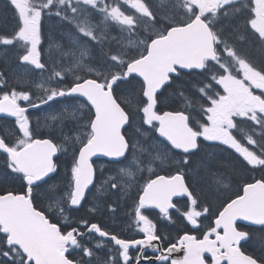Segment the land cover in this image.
I'll list each match as a JSON object with an SVG mask.
<instances>
[{
	"label": "snow or ice",
	"instance_id": "obj_1",
	"mask_svg": "<svg viewBox=\"0 0 264 264\" xmlns=\"http://www.w3.org/2000/svg\"><path fill=\"white\" fill-rule=\"evenodd\" d=\"M8 4L17 24L11 36L0 35V45H19L23 52L18 57L21 65L46 69L40 47L45 14L67 21L78 36L69 34L71 45L67 50L55 44L60 64L49 76V81L56 80L55 87L37 84L42 94L35 98L31 91L15 87L0 92V114L14 118L15 136V141L9 142L0 135V155L5 156L7 174L19 181V190L0 191V264H93L96 251L105 247L99 241L90 246L85 237L93 234L115 246L108 249L99 264H133L130 249H138L136 264L142 259L151 264L153 258L168 264H208L205 254L210 256V264H264V260L241 250V243L250 238V233L238 225L246 221L264 230V176L244 182L242 194L227 198L214 213L209 206L201 205L187 182L192 158L203 142H218L237 154L246 168L264 171V64L257 67L240 55L223 27L225 20L238 18L247 10L245 28L264 45V0H159L156 10L148 0H8ZM125 5L134 12H126ZM90 11L102 17L98 24L90 22L86 15ZM109 22L119 25L130 37L144 25L147 35L129 40V47L137 54L121 50L91 60L85 38L101 43L97 32ZM157 24H161L158 30ZM193 72L203 79L191 88L180 86L173 91L186 108L199 106L195 122L184 110L160 111L162 89ZM68 73L74 80L61 86ZM121 83L128 87L118 94ZM6 87L7 81L0 79V88ZM64 97L75 103L45 118L46 126L59 129L62 141L36 138L29 110H39ZM133 110L142 114V124L155 137L147 138L142 127L136 131L146 139L137 138L133 143L126 135ZM243 122H250L247 131L240 127ZM69 124L72 127L65 132ZM156 138L162 140L150 142ZM69 150L72 164L61 191L48 181L50 174L58 170L53 158ZM101 156L122 166L97 187L99 193L126 192L145 170L154 176L138 190L134 205L133 222L143 234L141 239L120 238L84 218L76 226H61L35 206L34 189L48 185V211L67 222V210L82 207L90 186H96L92 158ZM165 166L168 174H158L157 169ZM200 167L217 186L227 187L226 177L212 172L210 163L202 162ZM175 197H186L183 210L177 207ZM108 208L116 211L112 205ZM147 209H158L161 218L170 222V210L175 209L199 235L184 232L164 247L167 238L145 214ZM210 213L214 218L201 231V218ZM146 249L159 255L150 258ZM74 251H78L79 258L71 254Z\"/></svg>",
	"mask_w": 264,
	"mask_h": 264
},
{
	"label": "flooded vegetation",
	"instance_id": "obj_2",
	"mask_svg": "<svg viewBox=\"0 0 264 264\" xmlns=\"http://www.w3.org/2000/svg\"><path fill=\"white\" fill-rule=\"evenodd\" d=\"M0 35L4 36H11L17 24V19L14 16V10L8 4V0H0ZM96 13L95 11H90L86 13V15L91 18L92 15ZM247 15V10H245L244 14L240 15L238 18H244ZM97 20L99 17H96ZM231 19V18H230ZM235 21V19H234ZM226 20L223 22V24ZM99 23V22H98ZM73 26L70 25L67 21H62L59 17L55 15L48 16L47 14L44 15L42 18V42H41V52H42V62L45 63L46 69L41 71L38 69L32 68L34 71L39 72V74L51 75L54 70H58L60 64V58L56 54L55 51V44L59 43L64 46L67 50L68 46L71 45V41L68 39L69 34H72ZM112 31V30H111ZM113 32V31H112ZM247 33L250 38L254 39L256 44L264 50V45H261L255 38V36L251 33L250 29H247ZM226 36V31H225ZM113 35V33H112ZM109 32H107L105 38H101V43L103 46L101 48L97 47V43L90 42L88 47L91 51V60L95 61L96 59L100 58L104 53H112V41ZM227 38V36H226ZM86 42V39H85ZM19 45H8V46H0V59L10 58L12 62V69H14L15 73L19 72L21 76H29L28 72L30 69L28 65H21L18 57L19 55L23 54L22 49L18 47ZM48 47V57H45V52L43 48ZM246 58L249 59L253 64L257 67L261 66L262 64H256L253 62L252 58L246 55ZM264 63V55L262 59ZM65 64H67V60H65ZM54 65L56 66L54 68ZM32 67V66H31ZM0 73L3 76L0 79L9 76V71H6L4 66L0 64ZM31 74V72H30ZM13 75V73H11ZM193 72L191 75H182L179 79L175 80L171 85L165 88L163 91L168 90V88L172 91L170 95V100L166 92L162 91L160 95L161 103L159 104L160 111H168V105H174L175 108H178L180 105L183 107L184 104L181 103V100L177 98L175 95L174 89H177L181 86H187L189 88L192 87L198 80L203 79V76L197 75ZM67 76L72 77L71 73H68ZM66 77L63 81L61 86L69 85L74 79ZM187 78L185 80L183 78ZM52 87L56 86V83L50 85ZM195 91V89H193ZM258 92V90H256ZM0 92H3L0 88ZM22 106L24 102H20ZM75 101L70 97L64 98H57L55 101L49 102L48 105H44L41 109H30L28 112L31 126L35 133L36 138H51L50 136L54 137V142L60 143L63 139L59 129L53 130L52 127H36V124L42 125L44 123H38L35 121V114L42 113L43 117L48 116L49 114H55L62 111L66 106H70ZM189 112L193 116V122L195 119L198 118L197 113L199 112V106L195 105L192 108H188ZM239 119V118H238ZM250 122H243L241 123L240 127L243 128L245 131L249 129ZM14 127V118L12 117H4L0 118V135H4L5 138L9 142L15 141V136L12 135V129ZM72 127L71 124L68 125L67 128L64 129L65 132ZM257 127L258 126H254ZM133 125L128 126L126 128V135L132 139V141L136 140V132L134 131ZM145 131H151L148 126L145 125ZM18 131V130H17ZM50 135V136H48ZM156 134L148 133V137L152 138L155 137ZM238 138L241 136L239 132L236 133ZM147 137V138H148ZM52 139V138H51ZM159 138L151 139V143H159ZM246 144V141H243ZM251 147V146H249ZM61 154V152H60ZM62 154L72 156L71 150L67 153L62 152ZM217 154V155H216ZM204 158H213L217 157V159H227L231 162L237 164L239 169L231 165V176L226 177L224 183L227 184V187L217 186L215 183L212 182L211 177L208 173L200 167L201 162ZM131 157L129 156V159ZM1 160H5L2 155H0ZM192 164V171L188 173L187 182L191 184L193 191L199 197L200 203L202 206L207 205L211 208L212 213L216 211L217 208L229 197L234 198L237 192L242 194V186L243 183L248 181L251 182L254 178L258 179L261 176H264V171L259 169L251 170L250 166L246 168L242 163L241 158H238L237 154H235L231 149H227L224 145H219L218 142H203L201 150L197 153L196 156L193 158ZM226 161V160H225ZM229 161V162H230ZM64 160L61 161L63 163ZM94 168L96 169L95 175V187H92L91 190L87 194V198L82 203V207L78 209H69L66 212L68 216V221L66 222L64 217H60L57 215H53V213L48 211L49 200L45 197V188L48 185H41L40 188L34 189L33 199L35 201V206L38 209H43L46 213L52 218L53 222H58L61 226H65L67 224H71V226H76V223L80 221L81 218L89 220L93 223H98L104 230L118 235L120 238L125 239H141L143 234L139 233L136 225L134 224V205L135 202L138 200V190L142 187L143 183L146 182L149 178H154L152 174H150L147 170L143 173H140L136 177V181L134 186L129 188L126 192H117L115 190L111 191H104L99 196L96 195L97 187H99L103 181L110 176L111 174L116 175L118 169L122 166L120 164H112L107 161L97 159L93 161ZM2 169H6L4 166ZM235 169V171H234ZM7 170V169H6ZM215 166H211L212 172H217ZM169 169L165 166L163 169H157L158 174H168ZM8 172V170H7ZM7 172L3 174L0 171V191L2 190H19V181L14 180L10 177ZM198 173V174H197ZM221 173V171L219 172ZM63 174L62 171L60 175ZM64 178H62V189L66 186L65 174ZM50 181H48V184ZM57 185V184H56ZM208 188L206 192L205 189ZM207 193V194H206ZM92 196V197H91ZM186 197H175L174 202L176 203L177 207L181 210L184 209ZM112 205L116 208V211L113 213L109 210L108 206ZM91 208H95L96 211H90ZM145 214L149 215V217L157 224L159 234L165 236L167 239L164 241L163 246L167 247L169 242H175L179 235H183L184 232H189L190 234H197L199 232L193 229L191 225H187L186 221H184L180 214L175 210L171 209L170 214L172 216V221H167L161 218L158 209H147L145 210ZM213 215L210 213L205 217L201 218V231L206 230L207 226L210 224L211 220L213 219ZM241 230L248 231L250 233V238L246 241L241 243V250L245 252V254L252 255L258 259L264 260V230H261L260 227H250L245 226L242 224H238ZM66 230V229H65ZM86 240H90V246H94L98 241L103 242L105 247L103 249H98L96 254L93 257V264H99L100 261L105 259V254L108 252L109 248H115L114 245L109 243L105 238H100L96 234H93L92 237H85ZM157 243V242H154ZM138 249H130V256L132 257L133 264H136V254ZM146 253L150 258H153L155 255H159V253H153L152 249H146ZM73 256L79 258L78 251H74L71 253ZM118 257V252L114 253ZM175 255H182V254H175ZM208 258V264H210V256L205 254ZM99 258V259H97ZM120 264H123V261H120ZM140 264H149L147 260H141ZM151 264H168V262H158L155 261L154 258L151 260Z\"/></svg>",
	"mask_w": 264,
	"mask_h": 264
},
{
	"label": "rangeland",
	"instance_id": "obj_3",
	"mask_svg": "<svg viewBox=\"0 0 264 264\" xmlns=\"http://www.w3.org/2000/svg\"><path fill=\"white\" fill-rule=\"evenodd\" d=\"M108 2L111 3L112 0H108ZM148 3L152 5V7H153L154 10H156L157 9V6L159 4V0H148ZM123 7L126 10V12H128L129 14H131L132 12H134V10L128 9L126 5L123 6ZM0 15H1V12H0ZM96 17H99V19L97 20ZM89 19H90V22L92 24H98V22H100L102 20V17L99 14L94 13L92 15V17L89 18ZM160 27H161V24L155 25V28L157 30ZM71 32H72L73 38H76L78 36V34L75 33V30L74 29ZM107 32H109L111 35L113 33V35L111 36V41H112V50H113L114 54L120 52L121 50L127 51L131 55L137 54V50L136 49L129 47V40L130 39L133 40V41L134 40H138V39L143 38L145 35H147V33L144 32V25L143 24H141L140 25V28L137 30V35L132 36V37L129 36V33L128 32L122 31L119 25L113 24L111 22H109L107 25H102V31H98L97 32V35L99 37H101V38L102 37L105 38ZM86 44L88 46L90 44V42H87L86 41ZM1 46H7V45H1ZM18 47H20V46H18ZM68 47H70V45H68ZM43 51L45 52V57H48V47L47 46H45L43 48ZM0 64L2 66H4V68L6 69V71H9L8 82L10 84H8V85H10V87H9L8 91H11V89L13 87H15L17 89V85H20L22 87H27V86H36L37 84L43 83L45 86H50L53 83H56V80L49 81V75L36 74L37 72L33 73V72H31V71H33L31 69H30L31 74H30V72H28L31 76L30 75L29 76H21L19 74V72H16L15 73V71H14L15 68L12 69V62H11L10 58L0 59ZM11 73H13V75H11ZM67 77H70V76H67ZM70 78L74 79V76H72ZM5 89L2 88V90H4V91H5ZM132 116H133L132 125L135 128V130L137 129V127H142L144 129L145 125L142 124V119H141L142 114L137 115L136 112L133 110L132 111ZM45 118L46 117H43V115H41L40 117H38L36 122H38L40 124L41 123H44V124H42V125L36 124V127H50V126H46V124H45ZM137 138H139L141 140L146 139V137H139V134L138 133L136 134V139ZM135 141L136 140H134L133 143ZM111 175H113V174H111ZM62 178H64V175L63 174L60 175L59 180H58V183H57V185L59 187H62L63 186V183H62V180L63 179ZM96 193H97L96 195H98V196L100 194H102V193H99V192H96Z\"/></svg>",
	"mask_w": 264,
	"mask_h": 264
},
{
	"label": "trees",
	"instance_id": "obj_4",
	"mask_svg": "<svg viewBox=\"0 0 264 264\" xmlns=\"http://www.w3.org/2000/svg\"><path fill=\"white\" fill-rule=\"evenodd\" d=\"M223 27L226 31V36L229 39V42L234 45V47L236 48L237 52L240 55H242L244 57H246V55L251 57L253 62H256V64H259V63L264 64L262 61L263 55H264V50H261V48L254 41V39L250 38V36L248 35L247 29L245 28V19L244 18H242V17L241 18H235V21H234V19H228L223 24ZM242 37H243V39H242ZM183 79L188 80L185 77ZM182 84H180V86ZM127 87H128L127 84L121 83L120 87L117 89V93L118 94L124 93V90ZM164 92L167 93L168 98L170 100V95L172 94V91L168 88V90H165ZM175 95H176V93H175ZM167 108L169 110L175 111V110H181L182 106L180 105L178 108H175L174 105H168ZM70 158L72 159V156ZM201 159L203 160L204 163H210L211 166H215V169H218V170H216L217 172L221 171V174H223L227 177H230L232 175L231 174L232 169L230 168L231 165H233L236 168V170L239 169V166L237 164L231 162L230 160L227 161V159H225L226 161L224 159H221V158L217 159V157H213V158L212 157L211 158L210 157L209 158L208 157L207 158L202 157ZM58 162L60 163V161H58ZM59 163H58V165L60 166ZM201 163H199V164L201 165ZM51 184H55V182H52ZM58 188L61 190V188L59 186H58ZM203 189H205L207 193L211 192V191H208V188H203Z\"/></svg>",
	"mask_w": 264,
	"mask_h": 264
},
{
	"label": "water",
	"instance_id": "obj_5",
	"mask_svg": "<svg viewBox=\"0 0 264 264\" xmlns=\"http://www.w3.org/2000/svg\"><path fill=\"white\" fill-rule=\"evenodd\" d=\"M138 79H139V78H138ZM161 139H162V138H161ZM55 157H56V156H55ZM55 157H54V158H55ZM54 158H53V159H54ZM98 158H102V159L109 160V158H107V157H102V156H101V157H93L92 160H94V159H98ZM109 161H110V160H109ZM90 187H91V186H90ZM238 223H242V224H245V225H250V224H249L248 222H246V221H240V222H238ZM250 226H255V225H250Z\"/></svg>",
	"mask_w": 264,
	"mask_h": 264
}]
</instances>
